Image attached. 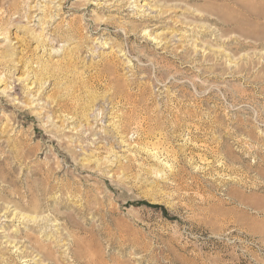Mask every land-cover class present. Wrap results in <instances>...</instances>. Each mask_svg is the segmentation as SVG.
Returning <instances> with one entry per match:
<instances>
[{"label":"rangeland","instance_id":"obj_1","mask_svg":"<svg viewBox=\"0 0 264 264\" xmlns=\"http://www.w3.org/2000/svg\"><path fill=\"white\" fill-rule=\"evenodd\" d=\"M0 264H264V0H0Z\"/></svg>","mask_w":264,"mask_h":264}]
</instances>
